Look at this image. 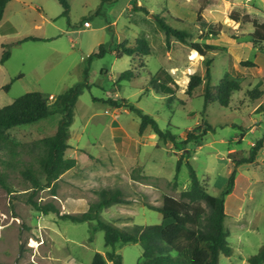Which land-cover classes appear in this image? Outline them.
Masks as SVG:
<instances>
[{"label":"rangeland","instance_id":"374dc122","mask_svg":"<svg viewBox=\"0 0 264 264\" xmlns=\"http://www.w3.org/2000/svg\"><path fill=\"white\" fill-rule=\"evenodd\" d=\"M138 2L140 5H135ZM69 3L70 12L64 15L59 0H10L0 24L4 25L0 28V107L29 91H40L53 103L61 93L85 81L86 69L89 83L76 103L69 139L73 149L70 145L66 152L68 157H77L80 164L51 187L34 189L23 171L29 162L39 171L38 158L44 153L40 140L56 132L63 115L55 113L8 130L23 145L14 157L9 148L0 149V174L10 188L0 182V261L91 264L97 251L106 255L109 249L105 245V231L97 227V222H75L54 212L46 214L27 199L33 196L41 202L54 203L62 212L81 214L98 200L101 189L114 185L124 190L126 201L106 207L102 211L105 220L125 227L157 224L164 221L163 213L156 209L163 196L179 197L189 188L186 163L189 160L215 195L221 194L231 172L237 168V185L226 197V226L234 251L231 255L222 253L220 264H250L249 256L258 253L264 243V147L253 162L237 164L235 160L249 156L257 140H264V78L258 83L251 71H247L245 78L240 71L247 66L242 62L250 58L264 66V45H254L250 37L255 29L252 21L238 22L231 16L237 12L264 21V0H69ZM200 9L203 11L198 19ZM155 14L165 16L173 27L189 31L188 42L175 35L168 37ZM86 20L91 27L85 26ZM115 20L117 24L107 29L104 42L111 49L90 59L89 55L101 44L88 52L91 32ZM213 29L217 34L209 33ZM118 32L123 34L116 42ZM28 34L48 40L17 42ZM140 38L148 39L150 54L141 58L117 55L120 44ZM207 41L214 44L213 49L203 45ZM6 42L11 56L1 63ZM191 42L201 43L206 55L196 51ZM131 68L137 77L116 83L120 73ZM162 68L175 78L168 84L171 89L161 86L159 79L153 77ZM195 73L205 77L204 84L187 94L189 79ZM226 73L239 77L242 89L233 94L228 106L216 101L205 107L206 81L217 84ZM10 82L8 90L6 85ZM255 89L262 92L258 99L249 96ZM108 98H126L151 114L160 127L170 129L180 141L189 133L201 137L179 149L171 140L160 139L150 126L141 133V117L129 107H114ZM179 158L183 164L176 177ZM113 170L123 180L117 181L112 176L108 179ZM86 173L90 177L82 182L73 181ZM39 176L45 181L44 175ZM86 186H91L89 191ZM72 191L76 197L84 196V200H66ZM117 251L123 256V264H135L142 257L143 246L140 242L118 244ZM107 264L113 263L108 260Z\"/></svg>","mask_w":264,"mask_h":264},{"label":"trees","instance_id":"16d2710c","mask_svg":"<svg viewBox=\"0 0 264 264\" xmlns=\"http://www.w3.org/2000/svg\"><path fill=\"white\" fill-rule=\"evenodd\" d=\"M9 1L0 0V22L4 17ZM59 1L64 6L63 14L68 15L70 12L69 0ZM202 11V9L198 11V19ZM155 18L166 31L168 37L175 35L182 42H188V37L191 33L185 28L173 27L166 21L163 15L155 14ZM171 18L173 20H181L176 16H171ZM231 18L238 22L252 21L255 29L250 33V37H252L256 47L264 45V21L260 22L256 18H251L249 14L241 16L237 12L232 13ZM209 31L213 35L217 34L216 29ZM28 40L40 41L48 39L28 34L22 38H18L17 42L21 43ZM120 45L121 49L117 50L119 57L123 55H138L141 58L143 55L152 52L147 38L137 39L136 42L126 41ZM191 45L201 55H206L207 51L201 43L191 42ZM203 45L208 49H213V44L205 42ZM7 46H9V43H5L4 45L5 50L1 57V63H4L11 56V52L7 49ZM110 49L107 43H101L98 50L91 53L89 58L103 56ZM210 62L211 60H208V64ZM242 64L253 66L255 62L250 58L244 60ZM87 76L88 72L86 69L85 81L61 93L53 103H49L48 98L42 92L29 91L17 97L13 102L0 107V149L9 148L10 155L13 157L19 154L17 149L23 144L20 140L10 136L8 133L10 128L36 122L55 113L63 115L56 132L40 140V146L44 153L38 158L40 164L39 171L33 162H29L30 165L23 171L25 176L33 182L32 187L36 190L51 187L62 173L74 168L78 164L77 159L71 156L68 157L66 152L71 147L69 139L72 135L71 126L75 120L76 103L83 90L89 87ZM207 76L210 78L209 67L207 69ZM136 77L137 74L133 68L127 69L120 73L116 83L122 80H132ZM153 77L159 79L161 86L167 85V89H171V87H168V84L175 81L172 74L165 68L159 69ZM204 81L205 77L203 75L198 73L193 74L189 79L186 93L192 94L194 89L204 84ZM11 84L12 82L8 83L6 89L9 90ZM241 89L242 83L239 77L230 73H226L217 84H211L210 80H207L204 87L205 107L216 101L223 106H228L233 94ZM261 94L262 92L257 89L249 92V96L252 99H258ZM107 101L114 107H129L132 111H135L141 117V133L150 126L160 139L171 140L179 149H185V144L192 140H198L201 137V135L189 133L185 140L180 141L170 129L160 127L157 120L151 114L130 104L126 98H108ZM209 129H212V127ZM243 134L241 133V136ZM263 147L264 140L261 138L251 148L249 156H243L235 160V162L237 164L253 162ZM186 163L190 173L189 188L183 190L179 197L170 194L163 196L162 204L157 206L156 209L163 213L164 221L157 224H135L125 227L105 220L102 217V211L106 207L126 201L124 192L119 188L101 189L98 200L92 202L89 209L81 214L62 212L54 203H44L33 198V196H30L27 200L35 209L46 214L54 212L61 218L70 219L75 222L96 221L97 227L105 231V245L109 249L106 255L97 251L91 264H107L108 260L112 261L113 264H123V256L117 251V245L129 242H140L143 246L142 257L135 264H220L222 253L231 255L234 251L228 239L230 233L226 226L228 215L226 212V197L234 190L237 168H234L231 172L221 194L215 195L202 182L194 165L189 160ZM182 164L183 159L179 158L177 161L176 177H178ZM38 173L39 175H44L45 181L41 179ZM0 182L6 188H9L1 174ZM248 261L250 264L264 263V243L261 245L258 253L249 256ZM0 264L6 263L0 261ZM27 264L39 263L30 262Z\"/></svg>","mask_w":264,"mask_h":264},{"label":"crops","instance_id":"0c3cea01","mask_svg":"<svg viewBox=\"0 0 264 264\" xmlns=\"http://www.w3.org/2000/svg\"><path fill=\"white\" fill-rule=\"evenodd\" d=\"M135 5H140V2H138L137 4H135ZM129 6H130V3L128 2L127 3V8H129ZM6 10V9H5ZM4 17H5V13H4ZM4 17H3V19H2V21L4 20ZM1 21V22H2ZM1 22H0V24H1ZM117 23H116V20L115 21H113V22H111V23H107L106 22V24H103L102 26H101V28H99L98 30H94L93 32H91V34H90V36H91V38H92V45H91V47L88 49V52H91L94 48H95V46L96 45H98L99 43H104V42H106V37H107V29L108 28H110V25H116ZM4 25H0V28H2ZM92 26V25H91ZM90 26V27H91ZM103 29V30H102ZM123 33L122 32H118L117 33V36H116V42L117 41H119L120 39H121V35H122ZM211 34V33H210ZM36 36H39V35H36ZM40 37H42V36H40ZM43 38H46V37H43ZM47 39V38H46ZM207 40H209V39H207ZM249 40V42H252L251 41V39H248ZM213 41V40H212ZM3 42H5V41H3ZM6 43H8V42H6ZM207 43H209L208 41H207ZM210 44H213V43H210ZM214 45V44H213ZM242 48V47H241ZM240 49V48H239ZM239 49H238V51H239ZM235 51V49H233V52ZM235 53V52H234ZM239 56H237V58H238ZM236 60H238V59H236ZM255 62V61H254ZM236 63H237V61H236ZM237 65V64H236ZM244 68L245 69H243L242 71H240V74H242V77H247V71H251L253 74H252V76L254 77V78H257V79H259L257 82L259 83V81H260V79H262V78H264V66H262V65H259L257 62H255V65H253V66H244ZM117 95H118V93H117ZM120 97V96H119ZM125 134H126V136L127 135H129V133L128 132H126L125 131ZM71 146H72V149H73V145L72 144H70ZM71 149V148H70ZM71 157H75V156H73V155H70ZM76 159H77V165L76 166H78L80 163H79V160H78V158L77 157H75ZM75 166V167H76ZM74 167V168H75ZM90 168V167H89ZM73 168H71V169H69V170H67V171H65L64 173H62L61 175H60V177L58 178V179H61V178H63V177H66V175H68V173H70V171L72 170ZM91 170V172L93 171V169H90ZM117 173H119V172H115V170H113L112 172H110V174H108V179H110L111 178V176H112V179H115V180H117V181H121V180H123V178H122V176L121 175H119V174H117ZM76 175V174H75ZM85 177H90L87 173L86 174H82L80 177H78V178H74V180L73 181H76V180H80L81 182L84 180L83 178H85ZM132 180H134V179H132ZM136 181V180H135ZM87 184H89V183H87ZM112 183H110V184H108V185H103V187H107V186H109V185H111ZM85 185V184H84ZM89 185H91V184H89ZM236 185H237V183H236ZM112 187H114V188H117V186H114V185H111ZM91 187V186H90ZM90 187L89 186H86V188L88 189V191H89V189H90ZM94 187V186H93ZM119 189H121L122 191H124L122 188H119ZM92 191V190H91ZM71 194V193H70ZM94 194V193H93ZM65 197H66V195L63 197V199H65ZM68 199H74V200H76V199H78V200H84V196H80V197H76V195H75V192H73L72 191V194L71 195H67V197H66V200H68ZM89 208H87V209H85V210H83L84 212L85 211H87ZM83 211H81V212H83Z\"/></svg>","mask_w":264,"mask_h":264},{"label":"built area","instance_id":"2783aa9c","mask_svg":"<svg viewBox=\"0 0 264 264\" xmlns=\"http://www.w3.org/2000/svg\"><path fill=\"white\" fill-rule=\"evenodd\" d=\"M84 24H85V26H88V27H90L92 25L91 22L90 21H87V20L85 21Z\"/></svg>","mask_w":264,"mask_h":264},{"label":"bare ground","instance_id":"6f19581e","mask_svg":"<svg viewBox=\"0 0 264 264\" xmlns=\"http://www.w3.org/2000/svg\"><path fill=\"white\" fill-rule=\"evenodd\" d=\"M35 244H36V242L35 241H33Z\"/></svg>","mask_w":264,"mask_h":264}]
</instances>
